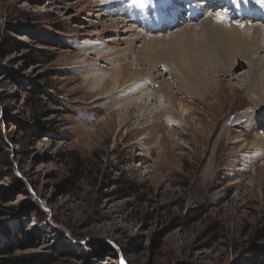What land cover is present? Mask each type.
<instances>
[{
  "label": "rangeland",
  "instance_id": "1",
  "mask_svg": "<svg viewBox=\"0 0 264 264\" xmlns=\"http://www.w3.org/2000/svg\"><path fill=\"white\" fill-rule=\"evenodd\" d=\"M119 1L0 0V260L264 264V165L256 169L263 161L250 158L251 149L243 156L233 142L240 130L250 132L248 142L264 137V130L243 128L250 123L240 121L214 149L222 125L248 105L245 89L203 100L185 92L182 98L195 115L185 119L171 107L174 119L167 123V110L156 117L150 109L148 120L136 118L127 126L112 114L111 99L89 89L88 66L78 62L79 35L107 30L106 23L107 33L98 36L135 33L142 36L138 50L150 33L164 32L145 29L131 12L122 32L109 30L113 12L93 16L100 6ZM134 2L122 0V11L134 9ZM198 20L190 22L192 37L204 44L226 36L227 28L219 25H231L206 16ZM132 25L136 30L125 32ZM177 26L165 35L187 27ZM132 59V53L122 56L130 68ZM154 69L146 81L156 95L161 78L171 74L168 65ZM226 76H218L223 84L233 77ZM243 82L234 81L238 87ZM176 96L181 98L179 90Z\"/></svg>",
  "mask_w": 264,
  "mask_h": 264
},
{
  "label": "bare ground",
  "instance_id": "2",
  "mask_svg": "<svg viewBox=\"0 0 264 264\" xmlns=\"http://www.w3.org/2000/svg\"><path fill=\"white\" fill-rule=\"evenodd\" d=\"M228 1V4L233 6L230 2L232 0ZM119 2L120 5L114 6V3L109 5V8L100 6V11L93 16L102 18L104 12H109V14L113 12L117 16H115V20L109 23L111 25V27L109 25V30L120 32L119 27H123L127 23L124 24V21L128 19L127 13L131 12L133 16L136 17L137 15L138 17L139 15L140 20L144 21L145 29L150 31H153L154 28L164 30L158 35L150 33L145 43L139 45L140 47L138 46V50H134V46L138 42L137 39H141L142 36L135 37L137 35L135 33L129 35L125 33V35H119L117 38L115 36V38L106 37L105 39L98 36L97 34L107 33L108 25L106 23L105 29L107 30L95 32L86 30L79 35V37H83L82 39H76L79 50L82 52V55L78 57L80 58L78 62L82 66H88L86 78H90L89 89L91 92L97 93L98 98L111 99L112 114L117 112L121 116L120 125L127 126L136 118L140 121L148 120L146 115L150 109L152 111L149 112L153 113V116L156 114V117H159L163 109L169 112L171 107L177 108L180 115L186 119L187 115L196 114V108L182 98L183 93H189L193 99L203 100L211 93L220 94L225 89H230L234 95L243 87L247 93L248 105L222 125L214 149L218 140L231 137L234 130L233 124L236 125L240 121L250 123L243 125V128L247 126L250 130H255V128L264 130V57L261 55L262 53L264 55V3L254 5V0H242L240 11L230 16L226 11H221L219 15L213 14V9L216 10L220 7L217 4L212 5L210 0H138V2H134L135 8L125 10V13L122 11V0ZM224 8L226 7L224 6ZM88 11L92 15L90 9ZM186 14H188L187 17H185ZM203 16L218 20L220 23L223 21L230 22L231 25L228 26L219 25L221 30L227 28L222 30L226 36H220V40L216 38L214 42L212 39L211 42L205 44L201 39L194 40L190 22L203 18ZM257 16H261V18L263 16V19L256 18ZM128 22L133 23L130 19ZM180 22L187 26L184 31L165 35L167 31L171 32L179 28L177 24ZM133 30H136V27L132 25L131 29L128 28L125 32H133ZM143 36L146 37L145 34ZM109 41H116L117 44H123V46L115 47V45L109 44ZM118 41L122 42L118 43ZM131 53L133 54V69L122 61V56ZM245 63L247 65H244ZM159 64L164 67L168 65L167 70L171 76L166 78V74L165 77L161 78L158 89H156V93L159 94L155 95V91L146 81V75L154 71L155 66ZM142 65L148 69V72L143 70ZM240 67L244 69L241 74L236 72ZM214 73L216 74L214 75ZM218 73L219 75H217ZM226 75L233 77L224 79L227 82L223 84V79H219L218 76ZM172 79L176 84L174 87L171 83ZM236 80L244 81L241 87L234 83ZM177 90L181 93L179 99L176 96ZM165 103H168L170 107L165 106ZM129 109L139 112L138 116L130 115ZM172 119L174 118L170 112L166 114L167 123H171ZM204 126L202 125L201 128ZM240 131L242 134L237 136L233 142L240 145L241 151L244 153L243 156L247 158L250 156L248 154L251 153L248 149L254 150L255 154L251 155L250 158L257 157L259 161H263L262 163L259 162L257 169L260 165H264V137L258 135L255 140L248 142L247 135L250 132ZM210 159L209 169L214 165L215 151L211 154Z\"/></svg>",
  "mask_w": 264,
  "mask_h": 264
},
{
  "label": "trees",
  "instance_id": "3",
  "mask_svg": "<svg viewBox=\"0 0 264 264\" xmlns=\"http://www.w3.org/2000/svg\"><path fill=\"white\" fill-rule=\"evenodd\" d=\"M0 264H50V262L43 257L32 256L15 259H3L0 260Z\"/></svg>",
  "mask_w": 264,
  "mask_h": 264
},
{
  "label": "snow or ice",
  "instance_id": "4",
  "mask_svg": "<svg viewBox=\"0 0 264 264\" xmlns=\"http://www.w3.org/2000/svg\"><path fill=\"white\" fill-rule=\"evenodd\" d=\"M258 3H264V0H257Z\"/></svg>",
  "mask_w": 264,
  "mask_h": 264
},
{
  "label": "water",
  "instance_id": "5",
  "mask_svg": "<svg viewBox=\"0 0 264 264\" xmlns=\"http://www.w3.org/2000/svg\"><path fill=\"white\" fill-rule=\"evenodd\" d=\"M124 264H126V263H124Z\"/></svg>",
  "mask_w": 264,
  "mask_h": 264
}]
</instances>
